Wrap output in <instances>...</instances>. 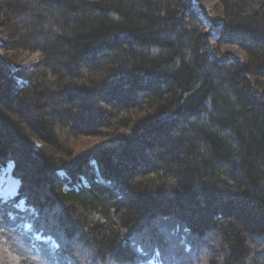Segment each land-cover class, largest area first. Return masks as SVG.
Returning <instances> with one entry per match:
<instances>
[{"label":"trees","instance_id":"16d2710c","mask_svg":"<svg viewBox=\"0 0 264 264\" xmlns=\"http://www.w3.org/2000/svg\"><path fill=\"white\" fill-rule=\"evenodd\" d=\"M211 1L0 0V264H264V0Z\"/></svg>","mask_w":264,"mask_h":264},{"label":"rangeland","instance_id":"374dc122","mask_svg":"<svg viewBox=\"0 0 264 264\" xmlns=\"http://www.w3.org/2000/svg\"><path fill=\"white\" fill-rule=\"evenodd\" d=\"M194 7L197 10L202 12H210L213 15L216 13L215 3L211 0H194ZM207 37L209 38V42L211 41V48H210V55L214 59H222L225 57L223 54L225 50H229V48H236L240 53L243 51L234 45H226L223 48L219 49L218 45L216 44V37L215 35L211 34V29H207ZM3 40V39H2ZM4 41V40H3ZM241 53V54H242ZM229 57L237 58L234 54H227ZM244 58V53L242 54ZM239 61H242L243 58L240 57ZM39 59V55L37 53L33 54H25L22 56L19 65H28L33 64L34 61ZM106 137H80L73 141L74 148L77 152H87L90 149H94L97 146L102 145L109 139L108 135ZM109 141V140H108ZM19 185V180L12 177L11 175V165H7L3 168H0V194L2 196H15L17 193V188Z\"/></svg>","mask_w":264,"mask_h":264},{"label":"bare ground","instance_id":"6f19581e","mask_svg":"<svg viewBox=\"0 0 264 264\" xmlns=\"http://www.w3.org/2000/svg\"><path fill=\"white\" fill-rule=\"evenodd\" d=\"M211 16H212V14H211ZM210 16V17H211ZM211 29V34L212 35H215V31H214V29L211 27L210 28ZM210 48H211V41H210ZM242 53V52H241ZM235 47L234 48H229V50L227 49V50H225L224 51V55H227V54H234V55H236V57L238 58V59H241L240 57H242L243 58V56H242V54H241ZM244 59H245V56H244V58H243V60L241 61V62H244ZM38 60V59H37ZM34 63H37V61H34ZM18 66L15 64V68H17Z\"/></svg>","mask_w":264,"mask_h":264},{"label":"water","instance_id":"95a60500","mask_svg":"<svg viewBox=\"0 0 264 264\" xmlns=\"http://www.w3.org/2000/svg\"><path fill=\"white\" fill-rule=\"evenodd\" d=\"M223 60H230V61L237 62V63H243L239 61L238 58L229 57L228 55H225V57H223Z\"/></svg>","mask_w":264,"mask_h":264}]
</instances>
